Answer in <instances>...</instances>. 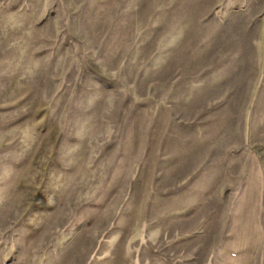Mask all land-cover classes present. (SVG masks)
<instances>
[{
	"label": "rangeland",
	"instance_id": "1",
	"mask_svg": "<svg viewBox=\"0 0 264 264\" xmlns=\"http://www.w3.org/2000/svg\"><path fill=\"white\" fill-rule=\"evenodd\" d=\"M0 264H264V0H0Z\"/></svg>",
	"mask_w": 264,
	"mask_h": 264
}]
</instances>
